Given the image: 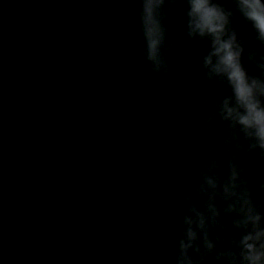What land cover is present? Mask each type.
Here are the masks:
<instances>
[{
    "label": "water",
    "instance_id": "obj_1",
    "mask_svg": "<svg viewBox=\"0 0 264 264\" xmlns=\"http://www.w3.org/2000/svg\"><path fill=\"white\" fill-rule=\"evenodd\" d=\"M224 3L230 6L228 0H224ZM111 5L108 0H12L9 11L4 12V16L8 13L16 17L17 25L21 27L20 33L17 31L15 34L17 41L23 38L27 40L10 52L8 60H0V121L7 119L10 104L16 107L14 118L17 121L16 124L12 122L6 125L2 134L6 139L9 134L15 135L14 143L21 150L25 149L32 154L36 150L31 124H38L39 142L46 143L42 142L38 155L39 160L46 159L45 164L39 166L44 174L38 182L46 184L49 194L65 191L74 198L85 193L93 195L96 202L102 199L100 205L91 204L93 207L90 205V208L81 210L86 212V216L82 215L81 219L77 211H74V218L78 222L55 224L48 237L36 240L33 244L28 234H22L20 230L17 231L19 235L13 232L11 238L20 236L22 243L18 240L16 244L8 240L5 242L6 249L14 253L11 260L13 264H29L28 257L20 253L24 244L28 247L27 253L33 258L32 264H168L175 254L173 231L179 224L181 207L186 206L184 194L193 190L197 170L204 162L201 149L211 145L219 146L226 134L225 126L219 121L214 130L206 133H201L191 123L203 119L199 116L200 94L206 87H203L205 82H202L188 90L181 85L173 87V91L167 88L163 90V98L172 102L166 106L165 114L171 121L174 118L175 142L166 132L156 133L157 137L154 138L146 130L141 135H135L136 132L127 134L134 139L130 144L136 152L130 151L131 148L128 149L130 152L123 146L120 148V142L108 146L113 152H106L100 146V140L106 147L109 139L117 141L122 138L133 119L143 116L139 103L146 102L145 94L152 91L144 86L145 92L142 95V90L134 87L137 78L142 75L136 64L145 73H152L144 51L138 44L143 40L136 36L139 35L138 23L130 21L138 15L139 8L130 4L126 10L131 15L130 23L117 27L118 9L112 12ZM75 19H79L78 25ZM233 25L247 47L264 51V47L255 41L250 26L238 14L233 18ZM172 39L176 42L171 48L174 51L183 40L175 36ZM194 41L204 47L201 41ZM43 49L49 59L43 55V58L32 60L34 63L30 62L35 51ZM50 59L62 65L56 67ZM242 62L249 72H255L254 66L243 56ZM35 64L43 67V74L47 70L49 80L56 76L57 79L52 81L54 84H31L30 79L35 77L32 75L36 72ZM93 76L98 80L97 85L91 81ZM118 87L124 94H121L122 100L130 97L138 99L139 103L134 100L126 123H120L111 132L108 128L110 124H117L119 111L115 109L109 113L105 106L106 123L100 124L101 111L90 99L91 90L99 102L105 99L114 107L115 100L120 99ZM222 89L213 86L209 94L210 102L221 96ZM112 93L115 98L110 103L108 95ZM183 93H187L184 98ZM197 93L199 98L196 97ZM38 100L44 104L41 113L35 107L40 104ZM163 114L156 108L154 119L158 120ZM88 130L91 133L87 134ZM25 139L30 144L23 142ZM140 139L143 141L142 149H146L151 162L157 160V166L149 162L144 166L146 159L143 161L137 153ZM194 139L199 140V145L194 143ZM163 141L167 142V148L160 157L163 158L162 164L166 166L169 164L168 158L174 159L178 162L179 175L166 176L168 166H164L166 172L163 175L160 158L155 155L159 152L157 146ZM225 155L223 152L218 154L221 164ZM238 158L248 169L255 163L264 169V160L258 161L257 158L243 154ZM19 163L27 165L24 160ZM187 168L190 171L182 173ZM5 177L0 175V217L10 216L13 211L1 204L13 201ZM19 178L23 179L21 175ZM257 183L250 179V186ZM51 187L55 189L50 190ZM6 195L11 198L5 199ZM7 226L13 228L10 222ZM5 232L8 234L10 231ZM5 232H0V238L7 235ZM159 235L168 242L159 245L154 241V236ZM66 250L71 259L65 260L63 256L60 260L59 256L63 253L68 255ZM129 250L134 252L131 255L125 252ZM145 250H155L158 254L150 256L149 252L146 255ZM5 260L3 263H10L9 257Z\"/></svg>",
    "mask_w": 264,
    "mask_h": 264
},
{
    "label": "clouds",
    "instance_id": "obj_2",
    "mask_svg": "<svg viewBox=\"0 0 264 264\" xmlns=\"http://www.w3.org/2000/svg\"><path fill=\"white\" fill-rule=\"evenodd\" d=\"M176 0H139L138 24L144 57L152 72L167 76L164 55L168 29L166 3ZM182 0L184 28L189 39L206 43L200 56L204 79L227 91L209 100L200 94L202 121H192L206 133L219 121L226 134L219 146L201 149L203 164L194 187L184 194L179 224L173 231L174 258L168 264H264V174L242 165L238 156L264 160V51L246 46L233 18L250 26L264 47V0ZM242 56L254 66L249 72ZM187 130V126L185 128ZM199 145V140L194 139ZM225 153L221 164L219 153Z\"/></svg>",
    "mask_w": 264,
    "mask_h": 264
}]
</instances>
